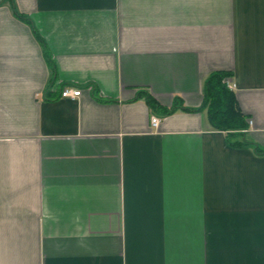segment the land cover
Wrapping results in <instances>:
<instances>
[{
  "label": "crops",
  "instance_id": "0c3cea01",
  "mask_svg": "<svg viewBox=\"0 0 264 264\" xmlns=\"http://www.w3.org/2000/svg\"><path fill=\"white\" fill-rule=\"evenodd\" d=\"M257 147L264 0H0V264H264Z\"/></svg>",
  "mask_w": 264,
  "mask_h": 264
},
{
  "label": "trees",
  "instance_id": "16d2710c",
  "mask_svg": "<svg viewBox=\"0 0 264 264\" xmlns=\"http://www.w3.org/2000/svg\"><path fill=\"white\" fill-rule=\"evenodd\" d=\"M18 16L24 19L21 15ZM41 43L43 44L42 41ZM229 76V74L222 72L214 73L210 76L205 86L203 109H207L209 119L215 129L227 132L229 137L243 136L242 130L247 129L248 122L238 109L235 95L224 83ZM140 97L146 100L148 106L156 114L169 115L180 109L185 110L180 103L175 104L171 108L163 107L156 99L146 93H141ZM256 151L264 154V150L259 147L256 148Z\"/></svg>",
  "mask_w": 264,
  "mask_h": 264
},
{
  "label": "built area",
  "instance_id": "2783aa9c",
  "mask_svg": "<svg viewBox=\"0 0 264 264\" xmlns=\"http://www.w3.org/2000/svg\"><path fill=\"white\" fill-rule=\"evenodd\" d=\"M227 87L230 90H233L234 86L231 85V82L229 80L226 81ZM81 90L78 88H65L62 90L61 92V97L62 98H70V99H78L79 97H81ZM250 124H252V122L250 121ZM151 126L154 129H158L160 126V118L158 116H153L151 119ZM244 133L247 132V130L243 131Z\"/></svg>",
  "mask_w": 264,
  "mask_h": 264
}]
</instances>
